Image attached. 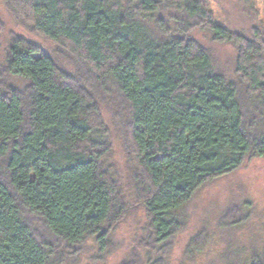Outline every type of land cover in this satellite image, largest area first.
Instances as JSON below:
<instances>
[{"label":"trees","instance_id":"16d2710c","mask_svg":"<svg viewBox=\"0 0 264 264\" xmlns=\"http://www.w3.org/2000/svg\"><path fill=\"white\" fill-rule=\"evenodd\" d=\"M2 1L66 63L16 37L0 72V264H83L89 240L107 256L134 201L146 264H164L199 191L264 159V27L222 26L207 0ZM215 46L232 49L226 68Z\"/></svg>","mask_w":264,"mask_h":264},{"label":"rangeland","instance_id":"374dc122","mask_svg":"<svg viewBox=\"0 0 264 264\" xmlns=\"http://www.w3.org/2000/svg\"><path fill=\"white\" fill-rule=\"evenodd\" d=\"M207 1L214 21L222 26L243 29L246 33L248 30L243 27L254 23L264 27V0ZM0 20L3 23L0 32V72L16 37L40 46L57 62L66 63L65 56L53 42L19 25L2 0ZM214 49L218 51L222 68H226L233 55L232 49L226 46H215ZM17 83L20 87L26 85L23 81ZM102 118L111 134L112 161L124 178L127 196H132L128 193L130 185L127 183L122 145L110 124L111 115L104 108ZM134 202L131 203L128 217L111 236V253L104 256L96 243L89 240L80 248L83 264H122L129 256L133 258L139 252L146 264V252L141 241L146 236L147 219L142 206ZM235 208L245 219L239 224L236 222L232 226H224L223 217ZM179 218L183 220V230L171 241L164 264H246L252 252L264 253V159L248 160L240 170L205 186L180 212Z\"/></svg>","mask_w":264,"mask_h":264}]
</instances>
